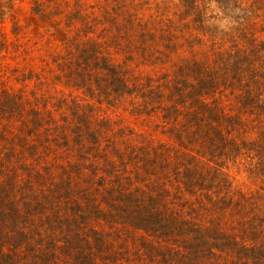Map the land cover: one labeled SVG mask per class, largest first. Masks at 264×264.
<instances>
[{"label":"trees","instance_id":"obj_1","mask_svg":"<svg viewBox=\"0 0 264 264\" xmlns=\"http://www.w3.org/2000/svg\"><path fill=\"white\" fill-rule=\"evenodd\" d=\"M107 11L120 36L112 45L127 63L140 60L162 74L141 86L136 76L130 83L110 57L91 50L78 77L86 65L111 75L118 95L136 94L139 117L163 114L159 133L168 140L140 135L126 145H104L83 113L72 141L63 137V144L80 153L88 143L98 158L81 152L60 168L51 197L58 207L49 213L36 211L28 197L23 207L0 206V264H135L129 256L115 259L106 233L91 240L94 220L108 218L144 232L137 235L142 253L132 254L137 263L145 253L153 262L188 250L203 262L212 256L226 264L232 253L234 262L227 257L238 264L248 253L243 264H264V0H119ZM228 94L235 96L231 113ZM244 156L249 178L260 183L248 191L235 189L224 169ZM163 177L175 180L176 190L164 188ZM178 190L196 197L189 213L174 201L183 197Z\"/></svg>","mask_w":264,"mask_h":264},{"label":"rangeland","instance_id":"obj_2","mask_svg":"<svg viewBox=\"0 0 264 264\" xmlns=\"http://www.w3.org/2000/svg\"><path fill=\"white\" fill-rule=\"evenodd\" d=\"M118 2L0 0L1 207L9 208L16 204L23 207L25 199L22 197L34 201L38 212L47 208L49 213L52 208L58 207L52 203L51 197L54 183L60 179V168L78 161L81 152L92 161L98 158L88 143L83 144L80 153L78 149H69L67 144H63V137L72 141L76 128L83 123V113H87L89 127L99 134L98 139L101 138L104 145L108 141L126 145L127 142L137 141L140 135L154 140H168L166 135L159 133L165 126L163 114L159 112L139 117L132 103L136 94L121 92L118 95L111 75L105 71L100 74L94 65L93 68L86 65V68H82V76L78 77V65L91 50L110 57L111 65L121 70L130 83L136 79L132 78L135 76L140 86L149 79L156 81L161 76L162 71H155V68L140 63V60L139 64L127 63L129 60L125 59L126 55L123 58L124 52L112 45L120 36L111 29L105 17L107 10ZM113 12L124 13V8ZM94 60L101 62L99 58ZM82 65L85 66L83 61ZM139 99L142 100L141 97ZM234 99L232 94L225 98L230 113ZM196 108L190 112L196 111ZM120 151L115 150L112 156L117 157ZM245 158L234 161L232 166V162L229 164L226 161L224 169L226 175L230 174L229 180L235 189L240 187L248 191L250 188L256 189L260 183L249 178L245 164L241 163L246 162ZM219 163H223L222 159ZM158 178L155 173L154 181ZM162 179L165 182L164 188L176 190L175 180L166 177ZM261 192L264 193V190ZM177 195L183 196L174 200L179 208L186 207L188 212L191 210L189 206H197L195 196H186L180 190ZM118 221L110 218L90 221L95 228L91 240L94 243V238L106 233L107 240L115 245L111 251L115 259L129 256L130 262L134 261L135 264H159V261L160 264H217L210 255V259H203V262L198 259L200 255L188 250L166 253V259L156 256L153 262L145 253L146 257L142 254L137 263L132 254L142 253L144 243L137 238L144 232L134 230L131 222L125 219ZM177 244L181 250L186 247L181 237ZM205 254L203 258L208 257ZM227 256H232L233 262L237 258L232 253L225 255L226 264H232L231 258ZM239 258L238 264L245 263L248 253H241ZM218 260L224 263L222 258ZM122 264L127 263L123 261Z\"/></svg>","mask_w":264,"mask_h":264}]
</instances>
